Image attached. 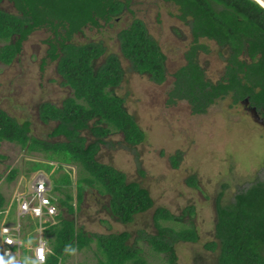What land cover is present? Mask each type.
<instances>
[{
  "label": "trees",
  "instance_id": "1",
  "mask_svg": "<svg viewBox=\"0 0 264 264\" xmlns=\"http://www.w3.org/2000/svg\"><path fill=\"white\" fill-rule=\"evenodd\" d=\"M10 1L14 2L18 13L0 8V42H3L0 60L12 64L21 54L24 42L36 30L45 28L51 33L46 40L47 57L57 61L63 85L73 90V95L65 99L62 106L44 103L40 107L44 123H57L48 138L64 137L65 141L51 142L34 136L31 120L20 121L0 108V147L4 142L14 143L47 159L48 162H34L39 166H32L31 170L38 171L52 162H57L60 170L66 164L81 168L75 180L72 170H66L60 178L52 174L53 191L65 197L59 198V213L42 224L49 246L44 264H62L66 244L71 243L83 251L93 242L98 244L103 255L99 264H148L138 247L141 239L156 253L164 254L167 264H179L176 243L197 242L199 235L194 228L178 230L163 224L182 223V218L166 208H158L154 214L156 233L147 235L140 231L133 244L129 231L88 234L77 225L75 217L85 201L86 187L96 190L99 197L109 196L107 209L126 225L154 207L148 189L138 182H128L125 173L98 159L104 146L114 144L108 138L115 133H122L124 141L132 146L140 145L146 138L135 117L129 113L126 99L116 92L125 77L121 59L117 54L108 55L102 42H74L75 36L86 28L109 24L129 9L132 0ZM163 1L178 6L177 17L188 25L194 39L186 54L187 63L174 74L167 103L176 105L179 101H187L193 114H204L219 99L231 97L234 104H239L250 98L254 106L264 111V7L255 0ZM203 38L215 41L220 47L219 54L226 61L225 74L216 83L207 78L198 60L199 50L210 53L207 45L200 44ZM118 40L122 55L137 73L148 75L159 84L167 80V55L142 19L135 18L129 27L121 30ZM105 55L104 62L98 64ZM45 62L46 59L43 67ZM6 158L0 154V161ZM174 164L177 165V158ZM18 172L12 169L8 180H14ZM189 183L196 185V179ZM74 187L78 205L72 203L71 189ZM220 199L216 204L215 239L205 246L214 254L210 264H264V179L237 194L234 202L223 205ZM7 204L0 192V219L7 212H13V208L6 209ZM187 213L192 216L195 211L191 207ZM39 225L36 222L37 228ZM28 242L26 240V244ZM28 252L23 251L21 260L28 257Z\"/></svg>",
  "mask_w": 264,
  "mask_h": 264
},
{
  "label": "rangeland",
  "instance_id": "2",
  "mask_svg": "<svg viewBox=\"0 0 264 264\" xmlns=\"http://www.w3.org/2000/svg\"><path fill=\"white\" fill-rule=\"evenodd\" d=\"M0 8L18 13L10 0L0 2ZM178 14V6L173 3L132 0L129 9L109 24L86 28L75 36L76 43L102 42L108 55H119L125 77L116 92L126 99L129 113L146 134L143 143L137 146L126 143L122 133L111 135L108 140L114 144L104 146L98 159L125 173L128 182L140 183L150 191L154 200L152 209L137 215L133 223L126 225L107 209L109 196L99 197L96 190L86 187L85 201L75 217L77 225L88 234L110 235L129 231L133 235L130 239L133 244L140 231L147 235L156 233L154 214L158 208H166L182 218V223L163 224L178 230L194 228L199 235L197 242L176 243L179 264H210L214 254L205 246L215 239L218 199L221 198L223 205L234 202L237 194L264 179V127L243 105L234 104L231 97L219 99L204 114H193L187 101L167 104L168 93L173 88V75L185 65L184 55L192 39L189 28L178 19ZM135 18L146 23L150 34L168 56V78L163 84H156L148 75L137 73L121 53L118 33L129 27ZM50 35L47 29H38L24 42L21 54L12 64L0 60V108L20 121L31 120L34 136L56 142L65 141V138H48L57 123H44L40 118V107L44 103L62 106L63 101L73 95V90L63 85L57 61L47 57L49 45L46 40ZM202 42L209 47L210 53L200 54V64L204 66L208 79L217 82L225 74L226 61L214 41L203 39ZM2 46L3 42H0V48ZM106 57H102L98 64ZM0 154L7 157L0 161V192L7 199L6 209L13 208L12 214L7 212L0 219L1 243L3 227L15 223L19 195L28 192L34 180L43 175L53 188L52 174L60 178L66 170H72L75 180L81 168L66 164L60 170L57 162H52L50 166L45 164L43 169L33 171L31 167L38 165L34 162H48L47 159L10 142L2 144ZM174 158H177V165ZM14 168L19 172L10 181L8 176ZM193 178L196 185L189 183ZM71 191L72 203L78 205L76 188ZM52 194L57 197L59 207V197L65 196L55 190ZM191 207L195 211L192 216L186 214ZM34 220L37 219L29 217L23 226L24 250H29L28 257L33 258L36 244L44 238L43 229L33 230ZM25 238L31 243L26 244ZM138 247L148 264H167L166 256L156 253L146 240L141 239ZM102 258L98 244L93 242L89 248L78 250L76 256H66L62 264H99Z\"/></svg>",
  "mask_w": 264,
  "mask_h": 264
},
{
  "label": "built area",
  "instance_id": "3",
  "mask_svg": "<svg viewBox=\"0 0 264 264\" xmlns=\"http://www.w3.org/2000/svg\"><path fill=\"white\" fill-rule=\"evenodd\" d=\"M53 188L51 182L48 181L43 175L38 177L32 183L30 190L24 194L19 195L18 204L19 209L14 224H8L3 227L8 229L5 234L2 233V242L5 235H7L13 243H2L3 251L8 249L12 250V253L16 255L18 260H21V255L25 247V241L23 237L24 222L32 217L37 219L40 223V229L42 224L51 220L59 213L57 199L54 197ZM48 242L44 238H41L38 244L34 248V257L37 250L40 255L43 256V264L47 260Z\"/></svg>",
  "mask_w": 264,
  "mask_h": 264
},
{
  "label": "clouds",
  "instance_id": "4",
  "mask_svg": "<svg viewBox=\"0 0 264 264\" xmlns=\"http://www.w3.org/2000/svg\"><path fill=\"white\" fill-rule=\"evenodd\" d=\"M257 2L260 3L262 7H264V0H257ZM3 231L6 234L8 229L5 228ZM5 242L9 244L13 243V241L7 235L4 236L2 243ZM29 243H31V241ZM49 251L51 254V250ZM77 252L78 248L71 243L66 244L63 248V253L67 257H74L77 255ZM43 259L44 258L42 255H40L39 250H37L34 258L25 257L23 260H18L16 255L12 253L11 249H8L4 253L0 254V264H43Z\"/></svg>",
  "mask_w": 264,
  "mask_h": 264
},
{
  "label": "flooded vegetation",
  "instance_id": "5",
  "mask_svg": "<svg viewBox=\"0 0 264 264\" xmlns=\"http://www.w3.org/2000/svg\"><path fill=\"white\" fill-rule=\"evenodd\" d=\"M5 1V0H4ZM163 1V0H162ZM164 2V1H163ZM167 3V2H166ZM179 19V18H178ZM181 21V20H180ZM184 25H186L187 27H188V25L187 24H185L183 21H181ZM189 28V27H188ZM189 30H190V28H189ZM190 35H191V45H190V48H189V50L191 49V47H192V45H193V42H194V39H193V36H192V34H191V30H190ZM203 39H207V38H203ZM203 39H201L200 40V44H203V42H202V40ZM209 40V39H208ZM213 41V40H212ZM215 42V41H214ZM159 43V42H158ZM216 43V42H215ZM160 45V44H159ZM216 45H217V43H216ZM218 46V45H217ZM161 47V46H160ZM218 48H219V50H220V47L218 46ZM161 49H162V47H161ZM163 50V49H162ZM188 50V51H189ZM164 52V51H163ZM204 51L203 50H199L198 51V60H200V58H199V56H200V54L201 53H203ZM165 53V52H164ZM166 54V53H165ZM187 54V53H186ZM186 54L184 55V58H185V62L187 63V58H186ZM167 60H168V56H167ZM185 63V64H186ZM199 63H200V61H199ZM201 65V64H200ZM166 66H167V62H166ZM202 66V65H201ZM183 67V66H182ZM203 68H204V66H202ZM205 69V68H204ZM179 70V69H178ZM177 70V71H178ZM176 71V72H177ZM206 71V70H205ZM175 72V73H176ZM174 73V74H175ZM167 78H168V73H167ZM173 78H174V75H173ZM208 78V77H207ZM175 79V78H174ZM151 80V79H150ZM152 81V80H151ZM167 81V80H166ZM165 81V82H166ZM152 82H154V81H152ZM164 82V83H165ZM218 82V81H217ZM154 83H156V82H154ZM214 83H216V82H214ZM156 84H159V83H156ZM173 85H174V81H173ZM169 94V93H168ZM168 99V98H167ZM247 99H249V101L247 100ZM168 104V103H167ZM239 104H241V105H243L244 106V108L249 112V114H251V116L254 118V120L257 122V119H258V123L259 124H261V126H263L264 127V111L263 110H261V109H258L256 106H254L252 103H251V101H250V98H246L245 100H243V101H241ZM254 108H256L257 109V111L255 112V111H253V109Z\"/></svg>",
  "mask_w": 264,
  "mask_h": 264
},
{
  "label": "crops",
  "instance_id": "6",
  "mask_svg": "<svg viewBox=\"0 0 264 264\" xmlns=\"http://www.w3.org/2000/svg\"><path fill=\"white\" fill-rule=\"evenodd\" d=\"M76 190H77V189H76ZM56 193H58V192H56ZM76 193H77V191H76ZM58 194H60V193H58ZM63 196H64V195H63ZM56 198H57V197H56ZM59 198H61V197H59ZM57 201H58V200H57ZM10 218L13 219V217H9V219H10ZM13 221H15V219H14ZM34 221H35V223H34ZM34 221H33L34 224H33V227H32V228H33V230H36V229H38V228L35 226L37 220H34ZM49 221H50V220H49ZM47 222H48V221H47ZM45 223H46V222H45ZM24 226H25V224H24ZM39 230H40V229H39ZM23 237H24V236H23ZM1 239H2V237H1ZM25 240H27V238H25ZM28 241H30V240H28ZM36 245H37V244H36ZM2 247H3V245H2Z\"/></svg>",
  "mask_w": 264,
  "mask_h": 264
},
{
  "label": "water",
  "instance_id": "7",
  "mask_svg": "<svg viewBox=\"0 0 264 264\" xmlns=\"http://www.w3.org/2000/svg\"><path fill=\"white\" fill-rule=\"evenodd\" d=\"M255 1H257V0H255ZM259 4H260V3H259ZM247 100L249 101V99H247ZM253 111H255V112H256V111H257V109H256V108H254V109H253ZM257 122H259V121H258V119H257Z\"/></svg>",
  "mask_w": 264,
  "mask_h": 264
}]
</instances>
